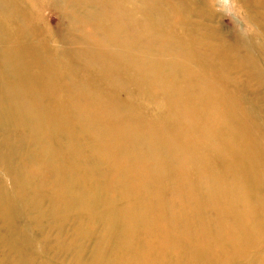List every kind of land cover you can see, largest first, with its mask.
Instances as JSON below:
<instances>
[{
    "label": "rangeland",
    "instance_id": "374dc122",
    "mask_svg": "<svg viewBox=\"0 0 264 264\" xmlns=\"http://www.w3.org/2000/svg\"><path fill=\"white\" fill-rule=\"evenodd\" d=\"M55 2L0 0V264H223L227 241L241 233L235 219L250 243L247 250L241 241L242 264H264V0H188L183 26L187 13L176 21L174 13L163 31L174 42L163 48L172 60L157 66L169 72L164 97L176 103L145 100L138 69L155 45L116 51L117 35L107 40L116 28L121 35L126 14L74 5L61 15ZM142 7L133 19L161 18ZM177 37L189 39L187 54ZM38 74L49 86L22 87L23 75ZM40 107L61 134L21 116ZM115 118L128 136L89 131ZM168 131L176 135L170 143L153 140ZM134 149L140 160L126 158ZM149 239L154 247L143 255Z\"/></svg>",
    "mask_w": 264,
    "mask_h": 264
},
{
    "label": "bare ground",
    "instance_id": "6f19581e",
    "mask_svg": "<svg viewBox=\"0 0 264 264\" xmlns=\"http://www.w3.org/2000/svg\"><path fill=\"white\" fill-rule=\"evenodd\" d=\"M31 1V3H30V6H32V8L34 7V1L35 0H30ZM51 1V0H50ZM54 2H55V0H53ZM164 1H166V0H164ZM174 1V3L173 2H169V4H165L164 2H162L161 0H60V1H58V2H55L56 4H57V6H58V4L59 5H61V7L63 8V9H65V10H63V9H61V7L60 8H58V11H57V13H59V14H61L62 15V13L63 14H66L67 13V11H68V9H69V7H73L74 5L75 6H82V7H84V8H91V9H93V10H91L92 11V13H94V14H97V15H103V14H107L106 12H122V14L124 15V14H126V21H123L122 23V25H119V27L121 28V30H122V33H121V35L120 36H118V34H117V30H118V28H116L115 30L117 31H114V32H111L109 35H107V40H109L110 42H112V38H113V36L114 35H117V36H115L114 38V40H118V39H120V41L119 42H114V40H113V42H112V44H115V50H116V48L117 47H120V46H122V45H125V44H127V45H129V46H131V48H132V46L134 47V50L135 49H139V48H141L142 47V49L143 50H148V44L150 43V46H154L155 45V48H154V53L156 52V56L154 57V58H152V59H150V58H148V59H146V61L144 62V66L143 67H141L140 69H138V71H143V74H144V78L142 79L143 81H144V87L146 88V90H145V92H146V94H145V100H152L154 97H156V96H159V97H162L161 98V100L163 99L164 100V102H170V103H176L174 100L175 99H172V98H170L169 96L168 97H164V95H165V93H167L168 92V88L167 87H165L164 88V83H165V80L167 79V77H168V74H169V72H167L166 74H162V69L159 67V66H157V64L159 65H165V66H169V63L171 62V58L169 57V54H167L166 52H164V50H163V48L165 47V44H170V45H172V43H174L173 41H171L170 40V38L172 37V36H169L168 34L166 35L163 31L165 30L166 31V28H167V26H168V24L169 23H173L172 22V16L174 15V13L176 14V17H175V21H176V18H177V16L181 13V12H185V13H187V16L186 17H184V18H182L181 20H179L178 21V24L179 25H182L183 26V23L185 22V21H189L190 20V14H191V9H190V7L192 6H190V2H188V0H173ZM190 1V0H189ZM253 1V0H252ZM196 2H197V0H196ZM20 3V2H19ZM246 3V2H245ZM261 3V2H260ZM4 4H5V7L7 6V4L4 2ZM127 4H130V5H127ZM251 4V3H250ZM259 4V3H258ZM2 5V4H1ZM138 5H142L143 7V11L144 12H150V13H153V12H160V14H161V18L159 19L158 17H156V18H154V20H152L151 18V20L150 19H148V20H150V21H147V20H140V19H142L141 17H139L140 19H133L132 17H131V15H133L134 13H135V11L137 10V9H140V8H138ZM198 5V4H197ZM196 5V6H197ZM202 5V4H201ZM200 6V5H199ZM255 7H257V5H255ZM74 8V7H73ZM110 9V10H109ZM251 9V8H250ZM89 10V9H88ZM90 11V12H91ZM198 12H199V14H201V9H197V8H194L193 10H192V13L193 14H198ZM89 13V12H88ZM100 13H102V14H100ZM249 13V12H248ZM90 14V13H89ZM121 14V15H122ZM141 14V13H140ZM108 15H110V14H108ZM111 15H112V13H111ZM117 15V14H116ZM104 16V15H103ZM114 16H115V14H114ZM134 16V15H133ZM91 17H93V16H91ZM99 17H101V16H99ZM105 17V16H104ZM110 16H108V18H109ZM117 17V16H116ZM116 17H114V19H115V24H117L116 22H118L119 21V19L118 18H116ZM94 18V17H93ZM107 18V19H108ZM112 18V17H111ZM110 18V19H111ZM19 19V18H18ZM109 19V20H110ZM85 21H87V20H85ZM107 21V20H106ZM113 22V23H114ZM152 22H154V25H152ZM72 23V22H71ZM96 24V23H95ZM112 24V23H111ZM90 25V24H89ZM88 25V26H89ZM93 25V24H92ZM99 25H101V24H99ZM84 26V25H83ZM94 26V25H93ZM102 26H103V24H102ZM102 26H100V27H102ZM114 26V25H113ZM118 26V25H117ZM170 26V25H169ZM2 27V26H1ZM0 27V28H1ZM37 27V26H36ZM104 27V26H103ZM110 27H111V25H110ZM154 27H156V28H158L159 27V29L158 30H156V32H154L153 30L155 29ZM95 28V27H94ZM163 28V29H162ZM89 29V28H88ZM102 29H105V28H102ZM90 30V29H89ZM92 30V29H91ZM96 30H97V28H96ZM95 30V31H96ZM107 31H108V27H107V29H106ZM110 30V29H109ZM114 30V29H113ZM112 30V31H113ZM170 30V29H169ZM186 30V29H185ZM184 30V31H185ZM29 31V30H28ZM37 31V30H36ZM120 31V30H119ZM133 32V34H130V32ZM177 31V30H176ZM106 32V31H105ZM121 32V31H120ZM24 33V32H23ZM96 33V32H95ZM98 33V32H97ZM35 34H37V33H35ZM107 34V33H106ZM88 35V34H87ZM93 36V35H92ZM105 37H106V35H104ZM194 36V35H193ZM192 36V38H194ZM2 37V36H1ZM94 37V36H93ZM184 37H185V35H184ZM183 37V38H184ZM38 38V37H37ZM175 38V37H174ZM196 38V37H195ZM198 39V38H197ZM197 39H194V40H197ZM51 40V39H50ZM95 40V39H94ZM187 40V39H186ZM193 40V41H194ZM252 40V39H251ZM45 41V40H44ZM176 41H179V44H177L176 46L177 47H179L180 49H182V48H184V50L186 51V54H187V46H190L189 44V39H188V42L186 41H184V40H182V38L181 37H177L176 38ZM191 41V40H190ZM250 41V40H249ZM83 42H85V41H83ZM96 41H94V43H95ZM195 42V41H194ZM89 43V42H88ZM90 43H91V41H90ZM89 43V44H90ZM97 43H99V42H97ZM100 44V43H99ZM35 45V44H34ZM98 45V44H97ZM106 45H108V44H106ZM110 45V44H109ZM18 46H19V44H18ZM88 46V45H87ZM93 46V45H92ZM173 46V45H172ZM22 47V46H21ZM97 47H100V46H97ZM103 47V46H102ZM105 47V46H104ZM107 47V46H106ZM170 47V46H169ZM20 48V47H19ZM26 48V47H25ZM78 48V47H77ZM101 48V47H100ZM99 48V49H100ZM125 48V47H124ZM189 48V47H188ZM8 49V48H7ZM27 49V48H26ZM34 49V48H33ZM80 49H81V47H80ZM85 49V48H84ZM103 49V48H102ZM101 49V50H102ZM107 49H108V47H107ZM110 49V48H109ZM108 49V50H109ZM133 49V48H132ZM165 49V48H164ZM172 49V48H171ZM179 49V50H180ZM197 49V48H196ZM5 50H6V48H5ZM8 50H11L12 52H15V50H16V45H14V44H11L10 45V47H9V49ZM18 50V49H17ZM41 50V49H40ZM43 50V49H42ZM101 50H100V52H101ZM108 50H107V52H108ZM120 50V49H119ZM123 50V49H122ZM131 50V49H130ZM31 51V50H30ZM93 51H94V49H93ZM105 51H106V48H105ZM113 50H110L108 53H110V54H115V51L114 52H112ZM117 51V50H116ZM136 51V50H135ZM153 51V50H152ZM67 52V51H66ZM86 52V51H85ZM127 52V51H126ZM20 52H18V54H19ZM29 53V52H28ZM28 53H26V54H28ZM31 53V52H30ZM32 53H35V52H32ZM88 53V52H87ZM191 53H192V51H191ZM17 54V55H18ZM80 54V53H79ZM89 54V53H88ZM128 54V53H127ZM152 54V53H151ZM189 54H190V51H189ZM98 55V54H97ZM102 55H103V53H102ZM33 56V55H32ZM31 56V57H32ZM49 56V55H48ZM128 56H129V54H128ZM150 56H152V55H150ZM177 56V55H176ZM4 57V56H3ZM2 57V58H3ZM40 57H41V55H40ZM46 57V56H45ZM86 57V56H85ZM84 57V58H85ZM104 57V56H103ZM1 58V59H2ZM43 58V57H42ZM50 58V57H49ZM88 58V57H87ZM91 58V57H90ZM110 58V57H109ZM46 59H47V57H46ZM68 59V58H67ZM70 59V58H69ZM86 59V58H85ZM92 59V58H91ZM90 59V60H91ZM128 59V58H127ZM182 59H184L185 60V58H182ZM41 60V59H40ZM96 60V59H95ZM99 60V59H98ZM104 60V59H103ZM220 60V59H219ZM2 61V60H1ZM21 61L23 62V63H25V64H29V61L27 60V58H21ZM39 61V60H38ZM44 61V60H43ZM49 61V60H48ZM83 61V60H82ZM128 61H130V60H128ZM143 61V60H142ZM257 61V60H256ZM18 62H20V61H18ZM31 62V61H30ZM98 62V61H97ZM33 63V62H32ZM94 63V62H93ZM146 63V64H145ZM191 63V62H190ZM5 64V63H4ZM18 64V63H17ZM31 64V63H30ZM36 64V63H35ZM63 64V63H62ZM77 64V63H76ZM92 64V63H91ZM95 64V63H94ZM105 64V63H104ZM255 64V63H254ZM19 65H21V64H19ZM24 65V64H23ZM170 65H172V64H170ZM130 66H132L133 68L136 66V65H134V64H130ZM92 67V66H91ZM102 68H104V67H102ZM254 68V67H253ZM13 69V68H12ZM20 69V68H19ZM106 69H107V67H106ZM112 69V68H111ZM227 69V68H226ZM51 70V69H50ZM113 70V69H112ZM125 70H127V69H125ZM42 71H43V69H42ZM75 71V70H74ZM111 71V70H110ZM15 72V71H14ZM57 72V71H56ZM55 72V73H56ZM109 72V71H108ZM129 72V71H128ZM173 72V71H172ZM30 73V72H29ZM35 73H37V72H35ZM44 73H48V72H44ZM50 73V72H49ZM138 73V72H137ZM229 73V72H228ZM20 74V73H19ZM26 74H28V73H26ZM97 74V73H96ZM12 75H14V74H12ZM22 75V74H21ZM33 75V74H32ZM29 76V75H23V77H22V87H25L26 88V86H27V81H29V83H37V84H41L40 85V87H42V89H45L46 88V86L48 85L49 86V84H46L44 81H42V79H41V77H43V76H41V77H39V74H38V76L37 77H34V76ZM51 75V74H50ZM66 75V74H65ZM98 75V74H97ZM260 75V74H259ZM89 76V75H88ZM93 76V75H92ZM119 76V75H118ZM157 76V77H156ZM48 77H49V75H48ZM59 77V76H58ZM69 77V76H68ZM137 77V76H136ZM50 78V77H49ZM56 78V77H55ZM133 78V77H132ZM159 78H162L163 80H161V83L162 84H159V81H158V79ZM14 79V78H13ZM57 79V78H56ZM73 79V78H72ZM137 80H139L138 79V77L136 78ZM16 80V79H15ZM14 80V81H15ZM49 80V79H48ZM78 80H80V79H78ZM12 81V80H11ZM86 81V80H85ZM117 81H118V79H117ZM155 81H157L156 83H154ZM121 82V81H120ZM126 82V81H125ZM33 83V84H34ZM52 83H54V82H52ZM76 83V82H75ZM138 83V82H137ZM19 84V83H18ZM77 84V83H76ZM30 85V84H29ZM71 85H72V83H71ZM79 85V84H78ZM16 86V85H15ZM32 86V85H31ZM37 86V85H36ZM53 86V85H52ZM3 87V86H2ZM63 87H65V86H63ZM1 88V87H0ZM11 88V87H10ZM12 88H13V86H12ZM15 88V87H14ZM28 88V87H27ZM48 88V87H47ZM68 88V87H67ZM9 89V88H8ZM30 89V88H29ZM37 89V88H36ZM42 89H41V91H42ZM3 90V89H2ZM5 90H7V89H5ZM4 90V91H5ZM13 90V89H12ZM17 90V89H16ZM93 90V89H92ZM9 91H10V89H9ZM8 91V92H9ZM37 91V90H36ZM48 91V90H47ZM68 91V90H67ZM34 93H35V91H33ZM40 92V91H39ZM38 92V93H39ZM95 93H96V91H94ZM100 92V91H99ZM103 92H105V91H103ZM103 92H101V93H103ZM11 93V92H10ZM3 95H4V92H3ZM5 95H7V94H5ZM13 95V94H12ZM20 95V94H19ZM110 95V94H109ZM15 96V95H14ZM101 96H102V94H101ZM111 96V95H110ZM113 96V95H112ZM114 96H116V95H114ZM8 97V96H7ZM11 97V96H10ZM38 97V96H37ZM45 97V96H44ZM117 97V96H116ZM3 98V97H2ZM9 98V97H8ZM17 99H19V97H16ZM99 98V97H98ZM110 98V97H109ZM109 98H108V100L107 101H109ZM64 99H66V98H64ZM115 99V98H114ZM121 99V98H120ZM11 100H13V99H11ZM101 100V99H100ZM105 100V99H104ZM16 101V100H15ZM99 101V100H98ZM110 101H112V100H110ZM117 101V100H116ZM12 102V101H11ZM18 103H19V101H17ZM124 102V101H123ZM17 103V104H18ZM35 103V102H34ZM99 103V102H98ZM97 103V104H98ZM29 104V103H28ZM105 104V103H104ZM112 104V103H111ZM119 104V103H118ZM107 105V104H106ZM126 105V104H125ZM170 105V104H169ZM8 106V105H7ZM51 106V105H50ZM49 106V107H50ZM111 106V105H110ZM114 106V105H113ZM118 106V105H117ZM120 106V105H119ZM118 106V107H119ZM172 106H174V105H172ZM10 107V106H9ZM18 107L19 106H15V108L18 110ZM21 107V106H20ZM42 107V106H41ZM39 108V109H36V110H31V109H24V110H21L20 112H22L23 113V111L25 112L24 114H22L21 116L23 117V119L24 120H26V122H29V121H31V122H33V121H35V122H40V124L39 125H41V126H45L46 127V125L47 124H52V126H54L53 125V123H52V121L49 119V118H51L52 119V115L50 114V112L49 113H46L45 114V109L44 108ZM123 107V106H122ZM46 108V107H45ZM74 108V107H73ZM3 109H5V108H3ZM2 109V110H3ZM9 109V108H8ZM6 110V109H5ZM48 110V109H47ZM8 111V110H7ZM10 111V110H9ZM12 111V110H11ZM50 111V110H49ZM6 112V111H5ZM19 112V113H20ZM64 112V111H63ZM89 112V111H88ZM18 113V114H19ZM120 113V112H119ZM47 114H48V116H49V118L47 117ZM3 115V114H2ZM65 115V114H64ZM95 115V114H94ZM66 116V115H65ZM64 116V117H65ZM68 116V115H67ZM86 116V115H85ZM124 116V115H123ZM19 117V116H18ZM63 117V118H64ZM92 117V120L94 121L96 118H95V116L93 117V116H91ZM98 117V116H97ZM21 118V117H20ZM61 118V117H60ZM66 118V117H65ZM22 119V118H21ZM84 119V118H83ZM117 119L118 118H115V121L113 120V119H111L110 121H108V120H106V122H104L102 125H100V126H98V127H96L95 126V124H97V123H94V126H92V127H90L89 128V131L91 132V134H93V135H95V136H97V135H99V137L100 136H102V135H109L110 134V136H112V137H114L115 138V136L116 137H118L119 138V136H120V138H121V135L122 134H126V136H128L129 135V130H128V128H127V126H124L123 127V125H122V123L119 121V122H116L117 121ZM123 119H125L124 117H121L120 118V120H123ZM33 120V121H32ZM58 120V119H57ZM66 120V119H65ZM56 121V120H55ZM61 121H62V118H61ZM67 122H68V120H67ZM64 123V122H63ZM99 123V122H98ZM20 124V123H19ZM33 124V123H32ZM36 124V123H35ZM70 124V123H69ZM100 124V123H99ZM201 124V123H200ZM22 125V124H21ZM24 125V124H23ZM56 125V124H55ZM7 126V125H6ZM9 126V125H8ZM25 126V125H24ZM34 130V129H33ZM74 130V129H73ZM33 132V131H32ZM40 132V131H39ZM63 132V128H60L59 126H54L53 127V133L54 134H61ZM45 133H48L47 131H45ZM44 133V134H45ZM122 133V134H121ZM169 135H168V134ZM167 133H164L165 135H162L160 138L159 137H157V136H153V133H147L146 134V137L147 138H152V136H153V140H156L157 141V143H158V141L160 140V139H162V140H164L165 141V144L167 143H170L171 142V140L173 139H176V135H175V133L174 132H172V133H170L169 131L167 132ZM30 134V133H29ZM35 134V133H34ZM41 134V133H40ZM43 134V135H44ZM49 134V133H48ZM100 134H102V135H100ZM115 134H117V135H115ZM121 134V135H120ZM26 135V134H25ZM31 135V134H30ZM29 135V136H30ZM39 135V134H38ZM51 135V134H50ZM53 135V134H52ZM88 135V134H87ZM45 136V135H44ZM49 136V135H48ZM77 136V135H76ZM263 136V135H262ZM50 137V136H49ZM98 137V138H99ZM103 137V136H102ZM101 137V138H102ZM109 137V136H108ZM97 138V139H98ZM5 139V138H4ZM30 139V138H29ZM39 139V138H38ZM37 139V140H38ZM44 138H42V140H43ZM49 139V138H48ZM169 139V140H168ZM6 140V139H5ZM51 140V139H50ZM49 140V141H50ZM72 140V139H71ZM71 140H68L67 139V141H71ZM103 140V139H102ZM36 141V140H35ZM76 141V140H75ZM103 141H105V140H103ZM109 141V140H108ZM111 141H114V140H111ZM110 141V142H111ZM37 142V141H36ZM44 143L46 142L45 141V139H44V141H43ZM100 142V141H99ZM115 142V141H114ZM5 143V142H4ZM20 143V142H19ZM22 143H24V142H22ZM44 143H42V144H44ZM70 143V142H69ZM72 143V142H71ZM102 143V142H101ZM105 143H109V142H105ZM111 143H113V142H111ZM111 143H109L110 145H111ZM27 144V143H26ZM33 144V143H32ZM116 144L118 145V143L116 142ZM18 145V144H17ZM37 145V144H36ZM136 145V144H135ZM69 146V145H68ZM19 147V146H18ZM36 147V146H35ZM35 147H34V149H35ZM41 147V146H40ZM46 147V146H45ZM73 147H74V143H73ZM42 148V147H41ZM44 148V147H43ZM42 148V149H43ZM75 148V147H74ZM111 148H112V146H111ZM32 149V148H31ZM12 150V149H11ZM44 150V149H43ZM55 150V149H54ZM74 150V149H73ZM76 150H77V148H76ZM112 149H108V151L110 152ZM135 150L136 149H134V150H132L131 152H129L127 155H126V158L128 159V160H140V155L139 156H137V154H136V152H135ZM45 152H46V150H44ZM30 152V151H29ZM74 152V151H73ZM76 152V151H75ZM74 152V153H75ZM112 153H113V151H111ZM110 152V153H111ZM167 152V151H166ZM8 153V152H7ZM26 153V152H25ZM23 154V155H27V154ZM39 153V152H38ZM54 153V152H53ZM102 152H100V154H101ZM106 153V152H105ZM111 153V154H112ZM102 155H104V153H102ZM114 155V154H113ZM106 156H108V153H107V155ZM105 156V157H106ZM115 156V155H114ZM113 156V157H114ZM142 157V156H141ZM11 158V157H10ZM107 158V157H106ZM109 158V157H108ZM143 158V157H142ZM114 159H115V157H114ZM38 160V159H37ZM36 161V160H35ZM110 161H111V159H110ZM142 161V160H141ZM138 162V161H137ZM140 162V161H139ZM133 163V162H132ZM136 165V164H135ZM138 165V164H137ZM168 166V165H167ZM9 167H10V165H9ZM120 167V166H119ZM161 167H163V165L161 166ZM124 168H126V167H124ZM11 169H13V168H9L8 170H11ZM119 170V169H118ZM126 170V169H125ZM47 171V170H46ZM10 174H11V172H10ZM90 174H92V173H90ZM89 174V175H90ZM13 176V175H12ZM90 176H92V175H90ZM94 176V175H93ZM69 177V176H68ZM91 178V177H90ZM64 180V179H63ZM66 180V179H65ZM253 180L254 179H252L251 180V182H249L248 184H244L243 185V188H246V187H249V186H253ZM60 181H62V180H60ZM92 181V180H91ZM65 183V182H64ZM123 184H125V183H123ZM126 184H128V183H126ZM69 185H71V184H69ZM65 185H63L62 187H64ZM125 186V185H124ZM68 187L69 186H67V189H68ZM250 187V188H251ZM121 189V188H120ZM63 193V192H62ZM245 195H247V193H244L243 194V196H245ZM263 196H264V190H263ZM81 204V203H80ZM75 205V204H74ZM124 207H126V206H124ZM106 210H107V208H105ZM149 217V216H148ZM139 219V218H138ZM244 220H245V218H244ZM242 222V221H241ZM130 223H131V221H130ZM235 223L237 224V226L239 227V232H241V233H238V234H236L235 235V237H236V239H235V244H234V241H232V240H228L227 241V243H226V245H225V250H224V253L227 255V256H225L224 257V259H223V264H236L237 262V264H240V262L242 261L243 262V260H240V258L242 257V258H245L246 259V257H244L245 256V254H246V250H244L243 248L245 247L246 249H247V247L249 246V244L250 243H246V242H248L247 241V239L245 238V237H247V235H243L244 234V229H243V231L240 229V220H238V219H235ZM133 225V224H132ZM143 225H145V224H143ZM151 226H152V224H151ZM137 228V227H136ZM198 230L200 231V230H202V227L201 226H199V228H198ZM133 232H134V230H132ZM146 232H148V231H146ZM194 232H198L197 231V228H195L194 227ZM151 233V232H150ZM149 233V234H150ZM144 234V233H143ZM143 234H142V236H143ZM148 234V235H149ZM154 236H156V235H154ZM242 236H244V237H242ZM254 236H256V234H253V237ZM157 237V236H156ZM244 238V247H242V243H241V241H242V239ZM248 238V237H247ZM147 240V239H146ZM149 241H150V239H149ZM156 246L158 247V244H156ZM149 247H154L153 246V244H152V242L150 241L149 243L147 242V247H146V249L144 250V252H146V253H142L143 255H145V254H147L148 253V248ZM249 248V247H248ZM240 249H242V251H240V256H239V250ZM250 249V248H249ZM248 250V249H247ZM153 254V253H152ZM147 255H150V252L147 254ZM146 258V257H145ZM138 262H140V261H138ZM242 262H241V264H242ZM144 263H146V260H145V262ZM142 264V263H141ZM244 264V263H243Z\"/></svg>",
    "mask_w": 264,
    "mask_h": 264
}]
</instances>
